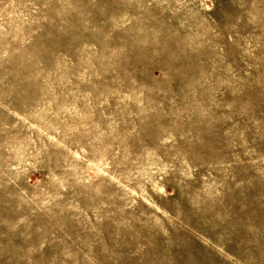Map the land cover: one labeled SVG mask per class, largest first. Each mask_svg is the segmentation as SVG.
<instances>
[{
  "label": "rangeland",
  "instance_id": "rangeland-1",
  "mask_svg": "<svg viewBox=\"0 0 264 264\" xmlns=\"http://www.w3.org/2000/svg\"><path fill=\"white\" fill-rule=\"evenodd\" d=\"M0 264H264V0H0Z\"/></svg>",
  "mask_w": 264,
  "mask_h": 264
}]
</instances>
